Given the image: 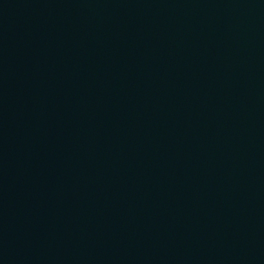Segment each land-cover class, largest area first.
<instances>
[{"label": "water", "instance_id": "1", "mask_svg": "<svg viewBox=\"0 0 264 264\" xmlns=\"http://www.w3.org/2000/svg\"><path fill=\"white\" fill-rule=\"evenodd\" d=\"M0 264H264V0H0Z\"/></svg>", "mask_w": 264, "mask_h": 264}]
</instances>
